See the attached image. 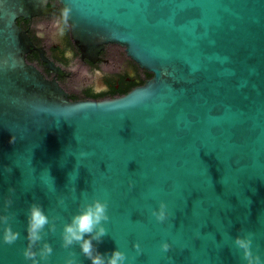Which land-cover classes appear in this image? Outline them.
Segmentation results:
<instances>
[{"label":"water","instance_id":"water-1","mask_svg":"<svg viewBox=\"0 0 264 264\" xmlns=\"http://www.w3.org/2000/svg\"><path fill=\"white\" fill-rule=\"evenodd\" d=\"M47 1L0 0V231L19 233L0 264H29L34 203L49 220L34 250H53L41 264H90L61 232L94 198L109 219L93 244L125 264H245L234 237L249 235L264 261V0H59L77 43L116 42L152 74L77 101L25 60L16 19Z\"/></svg>","mask_w":264,"mask_h":264},{"label":"flooded vegetation","instance_id":"flooded-vegetation-1","mask_svg":"<svg viewBox=\"0 0 264 264\" xmlns=\"http://www.w3.org/2000/svg\"><path fill=\"white\" fill-rule=\"evenodd\" d=\"M16 23L30 40L25 60L44 79L56 83L70 100L119 97L152 77L116 42L77 43L59 0H48L44 11L18 17Z\"/></svg>","mask_w":264,"mask_h":264},{"label":"clouds","instance_id":"clouds-1","mask_svg":"<svg viewBox=\"0 0 264 264\" xmlns=\"http://www.w3.org/2000/svg\"><path fill=\"white\" fill-rule=\"evenodd\" d=\"M14 141L15 138L11 137ZM83 155V153H81ZM166 208L163 203L157 209L152 210V216L158 222H163L166 218ZM6 216H0V223L7 221ZM109 219L108 205L105 200L94 198L85 203L81 209L75 212L70 220L64 224L61 232L62 247L69 248L74 243L79 245L80 252L85 256L90 264H125L126 256L119 248H114L110 253H101L93 244V240L100 242L106 234L104 222ZM26 240L27 244L22 250V255L29 264H41L47 261L52 254V247L45 242L39 252L34 250V245L41 240V232L45 225L49 223L48 216L39 204L30 205L27 213ZM19 239V233L14 230L10 224L0 231V243L13 244ZM236 246L242 250L245 264H264L261 257L251 250L252 240L249 236L234 237ZM137 252L140 251V245L134 244ZM160 248L167 251L169 244L167 241L160 243ZM39 255V258H37ZM63 264H77V261L71 254L66 256Z\"/></svg>","mask_w":264,"mask_h":264}]
</instances>
